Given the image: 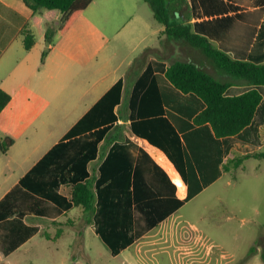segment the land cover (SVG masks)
Wrapping results in <instances>:
<instances>
[{
  "label": "crops",
  "instance_id": "0c3cea01",
  "mask_svg": "<svg viewBox=\"0 0 264 264\" xmlns=\"http://www.w3.org/2000/svg\"><path fill=\"white\" fill-rule=\"evenodd\" d=\"M98 1L66 35L55 37L40 67L24 57L39 41L45 44L46 22L54 15L34 14L23 0H0V88L11 96L0 114V264H26L29 256L31 264H80L71 250L44 263L50 245L61 239L51 233L58 226L74 231L84 254L91 229L107 249V264H160L156 254L163 246L164 264H184L183 239L190 241L196 227L191 216L225 203L222 191L239 173H264V159L253 156L264 151V87L252 123L217 138L209 123H196L203 100L166 76L171 62L181 59L179 46L187 51L184 61L229 82L228 95L253 87L220 74L198 49L169 42L160 24L155 34L162 33L163 44L148 46L126 71L111 65L116 53L99 60L105 38L143 36L135 31L151 26L137 14L140 0ZM187 3L193 33L235 60L264 64V0ZM118 4L126 11L122 18L111 13ZM26 23L35 38L30 50ZM194 53L206 67L192 60ZM118 83L112 100L101 103ZM90 178L96 200L87 216L73 205L72 191Z\"/></svg>",
  "mask_w": 264,
  "mask_h": 264
},
{
  "label": "rangeland",
  "instance_id": "374dc122",
  "mask_svg": "<svg viewBox=\"0 0 264 264\" xmlns=\"http://www.w3.org/2000/svg\"><path fill=\"white\" fill-rule=\"evenodd\" d=\"M136 11L139 17L143 18L151 27L142 26L135 31L136 34L143 33V36L124 38L110 35L105 38L103 49L99 53V60H101L102 54L108 57L116 53L117 55L112 59L111 65L121 66L122 72L126 71L129 62L139 59L148 46L162 45L164 40L162 33L155 34L159 23L154 19L151 8L145 0H140ZM114 12H117L120 18L126 14L124 6L121 4L111 9V13ZM125 18L126 20L118 21V25L126 23L128 21L127 16ZM136 24L138 23L136 22ZM133 26L131 25L129 29ZM42 45L45 47L43 48ZM179 48L182 50L180 51V58L187 60V51L183 49L185 47L179 46ZM46 49V44L39 41L38 46L29 51V55L24 57V60L41 67L43 64L42 53ZM191 57L192 60L206 67L202 55L194 53ZM81 60L86 61L88 58ZM208 69L219 76L211 66ZM218 72L224 74L221 69H218ZM78 78H81L80 72ZM222 193L225 203L218 204L216 202L213 211L208 212L203 209L201 213L191 216L196 227L192 228L190 241L187 238L183 239L184 264H264L262 258L264 256V173L261 171L258 174L251 171L239 173L237 181ZM201 200L203 201L199 204H204L207 202V197ZM196 215L199 217L196 218ZM59 229L62 230L61 236H58ZM51 233L55 238L61 239L50 245L46 252L48 257L44 263H48L49 257L54 263L57 262V258L64 255L68 250L76 254L80 264L109 263L110 257L106 247L99 239L94 238L91 229L87 230L85 241L87 253L85 254L83 253V246H78L74 240V231L67 230L65 227H56ZM177 247L179 249L180 245L178 244ZM99 248L103 251L101 256H99ZM165 249L166 247L163 246L156 254L160 264H164L162 257L166 256ZM28 258L29 261L26 264H31V257Z\"/></svg>",
  "mask_w": 264,
  "mask_h": 264
},
{
  "label": "trees",
  "instance_id": "16d2710c",
  "mask_svg": "<svg viewBox=\"0 0 264 264\" xmlns=\"http://www.w3.org/2000/svg\"><path fill=\"white\" fill-rule=\"evenodd\" d=\"M34 14L48 11L54 17L46 22L44 42L47 49L42 53V62L48 55V46L53 44L56 35L64 36L77 22L83 12L94 0H23ZM150 6L154 19L164 27V34L169 42L189 45L198 49L205 57L213 61L228 75L243 80L253 87L239 95H228L231 84L216 78L193 61L175 59L168 67L166 76L175 88L183 93H192L201 98L205 109L197 116V124L209 123L217 138L234 136L245 130L253 121L256 110L263 95L260 88L264 87V64L233 59L230 55L218 50L207 38L192 32L190 8L187 0H145ZM60 15L57 24L55 17ZM25 48L30 50L35 44L34 35L26 23ZM120 83L114 86L101 100L108 102L113 90H118ZM11 101V96L0 88V114ZM9 144L13 143L11 138ZM264 159V151L254 154ZM241 160L236 164L239 166ZM95 182L90 178L77 183L72 191V202L91 216L95 209ZM58 228H61L58 226ZM62 230L59 229L58 236ZM117 253V252H114ZM264 261V256L262 257Z\"/></svg>",
  "mask_w": 264,
  "mask_h": 264
}]
</instances>
